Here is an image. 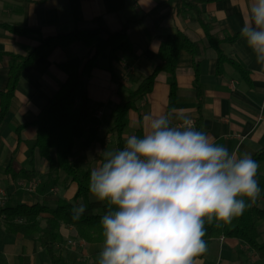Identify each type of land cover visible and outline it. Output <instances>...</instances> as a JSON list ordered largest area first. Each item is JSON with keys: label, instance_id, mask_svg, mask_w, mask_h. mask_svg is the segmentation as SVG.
<instances>
[{"label": "crops", "instance_id": "obj_1", "mask_svg": "<svg viewBox=\"0 0 264 264\" xmlns=\"http://www.w3.org/2000/svg\"><path fill=\"white\" fill-rule=\"evenodd\" d=\"M247 3L248 0H217L202 3L200 8L203 19L213 25V32L223 37L241 31ZM5 24L35 28L39 34H15L5 29ZM125 24L132 51H117L111 55L110 48L106 47L86 79V90L92 101L91 111L94 113L101 109L103 114L94 127L95 135L88 131L75 142L74 158L81 169L97 166L102 151L122 148L127 136H141L146 129V115L170 114L173 125H182L183 119L187 118L194 121L196 128L199 113L193 86L192 57L181 51L175 74L159 73L152 90L137 100V109L127 112L121 142L112 129L111 109L123 103L127 92L135 89L142 78L150 74L159 61L157 52L160 44L177 31L202 41L204 46L200 68L203 91L200 130L207 133L212 142L227 147L230 154L238 157L244 153L252 156L264 148V65L257 63L255 55L240 36L233 43L223 42L221 48L249 72L250 81H246L230 64H225L222 74L217 75L216 52L210 47L194 11L177 5L176 1L125 0L122 9L113 11L108 0H81L79 11L75 13L70 0H0V53L26 55L42 38L75 30L99 29L96 44H101L110 33L121 30ZM94 51V46L86 47L79 42L68 48L53 46L22 72L0 126V184L20 188L21 183L30 186L45 181L47 160L35 150L34 162L30 163L27 141L35 138L37 126L28 123L38 118L69 77L70 71L62 63L81 67ZM8 69V60L0 58V91L6 88ZM173 83L176 86L174 96L171 94ZM24 124L27 125L23 127ZM10 163L16 171L33 170L34 179L13 178L6 172ZM52 186L57 192L49 196L36 191V196H5V203L41 202L55 207L59 199L72 201L77 190V183L67 179L62 171L57 184ZM93 199L95 196H84L75 205L82 203L86 206ZM256 204L264 208V199L259 198ZM257 228L259 240L264 242V220L257 223ZM60 231L64 241L57 247L67 248L61 252L63 260L60 264H94L93 254L102 251V243H86L77 237L72 226L62 225ZM70 236L77 237L91 249L83 259L71 258L72 250L66 243ZM20 256L28 264H49V257L39 242L26 239L22 234L7 233L0 221V264H19ZM194 264H264V257L237 238L220 237L212 240L207 253L195 259Z\"/></svg>", "mask_w": 264, "mask_h": 264}, {"label": "clouds", "instance_id": "obj_2", "mask_svg": "<svg viewBox=\"0 0 264 264\" xmlns=\"http://www.w3.org/2000/svg\"><path fill=\"white\" fill-rule=\"evenodd\" d=\"M247 9L240 36L264 65V0H248ZM144 119L141 136L103 150L90 171L89 191L108 209L99 264H194L206 251L205 218L228 224L257 203L259 165L249 153L230 154L187 118L182 125L170 114ZM85 210L74 205L73 220Z\"/></svg>", "mask_w": 264, "mask_h": 264}, {"label": "trees", "instance_id": "obj_3", "mask_svg": "<svg viewBox=\"0 0 264 264\" xmlns=\"http://www.w3.org/2000/svg\"><path fill=\"white\" fill-rule=\"evenodd\" d=\"M80 1L70 0L75 13L79 11ZM170 1H176L177 5H183L194 11L210 47L216 52V74H222L225 64H230L249 82V72L238 62L228 57L221 48L223 42H235L240 37V32L233 35L225 34L220 37L213 32V25L207 23L202 17L200 5L217 0ZM108 2L110 9L117 11L123 8L125 0H108ZM4 28L19 35L39 34V30L21 25L5 24ZM98 35L99 29L75 30L68 34L42 38V41L26 55L10 52L0 53V58H6L9 62L7 85L5 90L0 91L1 126L9 110L22 72L33 64L41 54L53 46L68 48L78 42L86 47H95L94 53L83 62L81 67L62 63V66L70 71L69 77L41 110L38 118L34 122L28 123L37 126L35 138L27 141L30 151V163L33 164L34 162L35 150L48 162L42 187L57 184L59 173L62 171L67 179L77 183L73 200L59 199L55 202V207H49L41 202L27 204L11 201L0 207V221L5 231L11 234H22L26 239L39 242L40 247L45 250L49 257V264H60L63 260L61 251L57 249V245L64 241L60 231L62 225L72 226L77 233V237L86 243H102L104 245L105 238L102 235L100 220L108 210L106 202L99 201L95 197V199L87 202L86 210L80 219L73 220L72 218V209L78 199L84 196H93L89 191L91 169L83 170L79 167L74 158V146L76 140L83 137L88 131L92 132L93 135L96 133L94 127L98 124V118L91 111L92 101L86 90V79L93 67L96 66L98 56L106 47L110 48L111 55H114L117 51H132V43L127 33V24L121 30L110 33L101 44H96ZM181 51L188 52L192 57L193 86L197 93V111L199 113L196 129L201 131L203 91L200 83V68L204 46L202 41L193 40L187 34L177 31L169 34L160 44L157 52L159 61L153 66L150 74L144 76L135 89L127 92L123 103L115 105L111 109L112 129L116 131L119 142H121L127 112L130 109H137V100L152 90L159 73L175 74ZM175 91L176 86L173 83L171 90L173 96ZM252 158L259 165L256 179L261 189L259 198L264 199V148L256 151ZM6 172L15 179L23 178L31 181L35 177L33 170L20 169L16 171L12 163L9 164ZM244 199L246 203L249 202L247 198ZM261 220H264V208L258 207L257 204L251 208H246L241 216L234 218L228 224L223 221L217 222L215 219L209 224L205 218L206 234L203 239L206 243V251L193 259L202 258L207 253L212 240L220 237L237 238L261 257H264V242L259 240L260 234L257 228V223ZM99 253L95 252L93 254L94 264H99ZM19 264L28 263L25 262L23 256H20Z\"/></svg>", "mask_w": 264, "mask_h": 264}, {"label": "rangeland", "instance_id": "obj_4", "mask_svg": "<svg viewBox=\"0 0 264 264\" xmlns=\"http://www.w3.org/2000/svg\"><path fill=\"white\" fill-rule=\"evenodd\" d=\"M20 188L18 187H7L5 183L0 184V189L4 191L5 196H36V191L43 193L42 196H49L50 193H56V188L52 186L50 187H42V183H37V185H33L32 189L29 188L27 184H19ZM33 190V191H30ZM46 193V194H44ZM67 245L69 246L68 249H71L72 252L70 253L71 258H82L83 256L91 249L84 244L81 240L77 239V237L70 236V240H68ZM57 249L61 252H65L67 248L62 247H57ZM87 258V256H86ZM93 262V261H92Z\"/></svg>", "mask_w": 264, "mask_h": 264}, {"label": "built area", "instance_id": "obj_5", "mask_svg": "<svg viewBox=\"0 0 264 264\" xmlns=\"http://www.w3.org/2000/svg\"><path fill=\"white\" fill-rule=\"evenodd\" d=\"M102 114H103V111L101 109L95 110V112H94V115L97 118L101 117ZM191 123H192V125H194V121L193 120L191 121ZM32 187H33V184H31L29 186L30 189H32ZM4 204H5V194H4V191L0 189V205L2 206Z\"/></svg>", "mask_w": 264, "mask_h": 264}]
</instances>
